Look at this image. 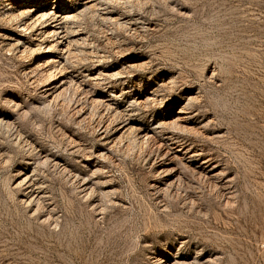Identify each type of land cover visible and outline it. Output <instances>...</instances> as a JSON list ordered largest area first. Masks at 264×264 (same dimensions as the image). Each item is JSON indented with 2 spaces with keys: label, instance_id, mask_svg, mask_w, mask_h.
I'll return each mask as SVG.
<instances>
[{
  "label": "rangeland",
  "instance_id": "1",
  "mask_svg": "<svg viewBox=\"0 0 264 264\" xmlns=\"http://www.w3.org/2000/svg\"><path fill=\"white\" fill-rule=\"evenodd\" d=\"M0 264H264V0H0Z\"/></svg>",
  "mask_w": 264,
  "mask_h": 264
},
{
  "label": "bare ground",
  "instance_id": "2",
  "mask_svg": "<svg viewBox=\"0 0 264 264\" xmlns=\"http://www.w3.org/2000/svg\"><path fill=\"white\" fill-rule=\"evenodd\" d=\"M28 5H31V3L30 4H28ZM27 6V5H26ZM44 12V5H43V7L40 9V10H31L30 11V13L31 12ZM29 12V11H28ZM40 18H43V17H46V14L45 13H43V14H41V15H38ZM53 16V15H52Z\"/></svg>",
  "mask_w": 264,
  "mask_h": 264
}]
</instances>
